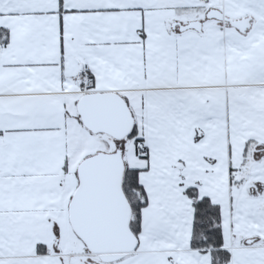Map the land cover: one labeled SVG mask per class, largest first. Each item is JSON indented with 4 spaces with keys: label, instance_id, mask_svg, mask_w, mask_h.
<instances>
[{
    "label": "snow or ice",
    "instance_id": "obj_1",
    "mask_svg": "<svg viewBox=\"0 0 264 264\" xmlns=\"http://www.w3.org/2000/svg\"><path fill=\"white\" fill-rule=\"evenodd\" d=\"M0 264H264V0H0Z\"/></svg>",
    "mask_w": 264,
    "mask_h": 264
}]
</instances>
